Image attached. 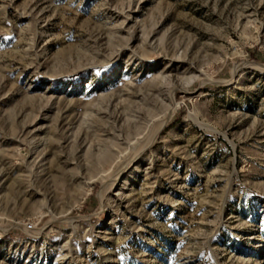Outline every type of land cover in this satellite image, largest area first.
I'll return each mask as SVG.
<instances>
[{
  "label": "rangeland",
  "instance_id": "obj_1",
  "mask_svg": "<svg viewBox=\"0 0 264 264\" xmlns=\"http://www.w3.org/2000/svg\"><path fill=\"white\" fill-rule=\"evenodd\" d=\"M0 264H264V0H0Z\"/></svg>",
  "mask_w": 264,
  "mask_h": 264
}]
</instances>
